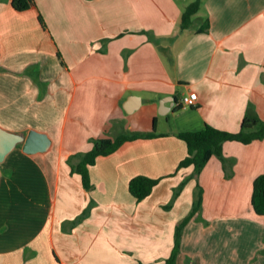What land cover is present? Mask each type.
Wrapping results in <instances>:
<instances>
[{
    "label": "crops",
    "instance_id": "0c3cea01",
    "mask_svg": "<svg viewBox=\"0 0 264 264\" xmlns=\"http://www.w3.org/2000/svg\"><path fill=\"white\" fill-rule=\"evenodd\" d=\"M182 2L35 0L18 12L0 0V127L50 140L35 154L20 142L0 161V264H163L197 183L203 206L176 264H264V215L251 204L264 139L226 141L225 161L213 156L166 208L193 171H176L187 154L177 134L236 132L247 110L264 120V0H201L179 31ZM190 91L193 107L160 104ZM135 132L154 136L99 156L84 188L73 156ZM137 175L162 177L140 202L128 192Z\"/></svg>",
    "mask_w": 264,
    "mask_h": 264
},
{
    "label": "trees",
    "instance_id": "16d2710c",
    "mask_svg": "<svg viewBox=\"0 0 264 264\" xmlns=\"http://www.w3.org/2000/svg\"><path fill=\"white\" fill-rule=\"evenodd\" d=\"M35 0H12V8L15 11L22 12L33 7ZM201 8V0H195L184 7L180 17L179 31H183L188 28H192L193 16ZM40 24L44 26L43 19L39 16ZM210 27L209 19L202 28L196 29V32H205ZM180 106H177V108ZM153 133L148 132H135V133H124L113 139L101 138L93 140L92 148L90 151L85 153H79L73 157L80 158V163L77 166L71 167V172H78L82 176L83 186L87 190L92 187L90 185V177L88 173V167L96 163L99 156L110 155L113 153L121 144L125 141H132L138 138L151 137ZM177 136L183 139L187 144V154L177 165L176 171L184 167H193L191 175L186 176L182 182L173 189L172 199L170 204L166 206L169 209L178 198L184 185L196 176L199 175L202 168L209 162V160L216 156L220 160L225 161V157L222 152L223 144L227 142H241L243 144H251L256 140L264 139V120L259 118L251 110H247L244 115L241 127L236 132H227L205 124L200 130L195 132H180ZM72 158V157H71ZM71 158L68 159V163H71ZM162 177L150 178L147 175H137L132 178L128 184V192L138 202L142 201L146 197L150 196L152 189L159 184ZM252 209L257 215H264V173L258 175L252 187L251 195ZM203 206V189L199 183L195 186L193 205L187 215L175 226L174 230V244L171 250L170 256L164 260L163 264H176L177 256L180 251L181 239L184 226H186L193 218H195ZM88 213L86 209L79 217H77L73 224H77L82 220L85 214ZM141 264V263H138Z\"/></svg>",
    "mask_w": 264,
    "mask_h": 264
},
{
    "label": "water",
    "instance_id": "95a60500",
    "mask_svg": "<svg viewBox=\"0 0 264 264\" xmlns=\"http://www.w3.org/2000/svg\"><path fill=\"white\" fill-rule=\"evenodd\" d=\"M168 103L169 104L166 105L165 102H160L162 106L164 105L167 108L166 111L169 112L174 106L178 104V100L176 97H171ZM123 108L127 112L131 111L130 105L129 107L128 105H124ZM166 111L159 110V113L165 114ZM20 142H22L23 151L29 154L44 152L50 145L49 137L46 134L30 131L28 132L27 136L23 138L21 135L10 133L9 131L0 127V161H2L6 154L8 152L10 153L16 144Z\"/></svg>",
    "mask_w": 264,
    "mask_h": 264
},
{
    "label": "built area",
    "instance_id": "2783aa9c",
    "mask_svg": "<svg viewBox=\"0 0 264 264\" xmlns=\"http://www.w3.org/2000/svg\"><path fill=\"white\" fill-rule=\"evenodd\" d=\"M197 98V93L190 91L180 97L178 100V106L181 108L193 107L196 105Z\"/></svg>",
    "mask_w": 264,
    "mask_h": 264
},
{
    "label": "rangeland",
    "instance_id": "374dc122",
    "mask_svg": "<svg viewBox=\"0 0 264 264\" xmlns=\"http://www.w3.org/2000/svg\"><path fill=\"white\" fill-rule=\"evenodd\" d=\"M177 1H179V2H181V3H183L182 2V0H177ZM195 0H187V2L186 3H188V4H190L191 2H194ZM193 21H194V19H192ZM180 22V21H179Z\"/></svg>",
    "mask_w": 264,
    "mask_h": 264
}]
</instances>
